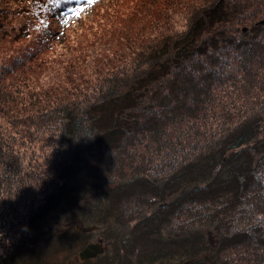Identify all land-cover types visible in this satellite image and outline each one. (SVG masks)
Returning a JSON list of instances; mask_svg holds the SVG:
<instances>
[{"label": "trees", "instance_id": "obj_1", "mask_svg": "<svg viewBox=\"0 0 264 264\" xmlns=\"http://www.w3.org/2000/svg\"><path fill=\"white\" fill-rule=\"evenodd\" d=\"M1 2L0 264H264V0Z\"/></svg>", "mask_w": 264, "mask_h": 264}, {"label": "rangeland", "instance_id": "obj_2", "mask_svg": "<svg viewBox=\"0 0 264 264\" xmlns=\"http://www.w3.org/2000/svg\"><path fill=\"white\" fill-rule=\"evenodd\" d=\"M1 4H2V2L0 0V5ZM88 7H89V1H79V2H77V5H75L74 9L68 10L65 12H61V17L64 20L73 19L74 15L77 13V11L79 9L88 8ZM98 205H99V201L95 200V201H92L90 203L85 204V206H84V208H86L85 212H83L81 210H74L73 212L69 211V212H66L65 214H63V213L59 214L58 213L49 219L48 224L45 227L46 229L62 230L63 228L67 227L70 224V222L74 219H75L74 224H75L77 229H79V227L94 226L95 228L93 230L88 231L91 233L89 235V242L90 243L100 242L103 244L105 249H104V252L102 254H99L97 257L92 258L93 261L91 264H99L104 259V257L106 255L110 256L113 253V250L111 247V241L106 238V235L104 233V231H108L107 228L109 226L96 225L92 220H90V218H87L88 216H86V213H89L91 211L90 208H94V207L96 208ZM214 240H215V237L211 235V241H214ZM99 256L100 257L104 256V257H101L99 259L98 258ZM77 257L78 256H76L74 258L75 261L80 260ZM189 262H191V261H189ZM185 264H188V262Z\"/></svg>", "mask_w": 264, "mask_h": 264}, {"label": "water", "instance_id": "obj_3", "mask_svg": "<svg viewBox=\"0 0 264 264\" xmlns=\"http://www.w3.org/2000/svg\"><path fill=\"white\" fill-rule=\"evenodd\" d=\"M261 24H264V21L261 22ZM246 31V29L244 30ZM94 226H88V227H79V229L83 232H88L90 230H93ZM104 246L102 243H90L88 244L78 255V259L84 261L88 259H92L97 257L99 254H102L104 252Z\"/></svg>", "mask_w": 264, "mask_h": 264}, {"label": "snow or ice", "instance_id": "obj_4", "mask_svg": "<svg viewBox=\"0 0 264 264\" xmlns=\"http://www.w3.org/2000/svg\"><path fill=\"white\" fill-rule=\"evenodd\" d=\"M93 2H94V0H93Z\"/></svg>", "mask_w": 264, "mask_h": 264}]
</instances>
